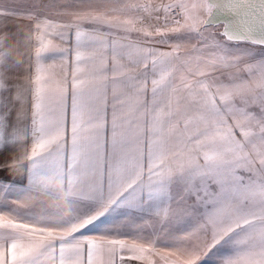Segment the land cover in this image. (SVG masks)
<instances>
[{
    "label": "snow or ice",
    "instance_id": "1",
    "mask_svg": "<svg viewBox=\"0 0 264 264\" xmlns=\"http://www.w3.org/2000/svg\"><path fill=\"white\" fill-rule=\"evenodd\" d=\"M132 262L264 264V0H0V264Z\"/></svg>",
    "mask_w": 264,
    "mask_h": 264
},
{
    "label": "rangeland",
    "instance_id": "2",
    "mask_svg": "<svg viewBox=\"0 0 264 264\" xmlns=\"http://www.w3.org/2000/svg\"><path fill=\"white\" fill-rule=\"evenodd\" d=\"M4 2L15 4V6L18 7L20 10H24L27 7V3L29 2V0H4ZM213 31H217V32L221 31V28L213 29ZM242 46L254 47L256 51H260L259 46H250V45H242Z\"/></svg>",
    "mask_w": 264,
    "mask_h": 264
},
{
    "label": "crops",
    "instance_id": "3",
    "mask_svg": "<svg viewBox=\"0 0 264 264\" xmlns=\"http://www.w3.org/2000/svg\"><path fill=\"white\" fill-rule=\"evenodd\" d=\"M20 23H27V22L26 21H21V20H13V21L9 22V26L11 28L12 25L20 24ZM12 44H13V46L15 45V39H13ZM13 51L14 52L16 51L15 47H13ZM20 55H21V58H22L23 57V53H21ZM15 154H16V150H10L9 153L3 159L10 161ZM5 175H7V174H5ZM132 264H137V262H132Z\"/></svg>",
    "mask_w": 264,
    "mask_h": 264
},
{
    "label": "water",
    "instance_id": "4",
    "mask_svg": "<svg viewBox=\"0 0 264 264\" xmlns=\"http://www.w3.org/2000/svg\"><path fill=\"white\" fill-rule=\"evenodd\" d=\"M221 31H222V29H221Z\"/></svg>",
    "mask_w": 264,
    "mask_h": 264
}]
</instances>
